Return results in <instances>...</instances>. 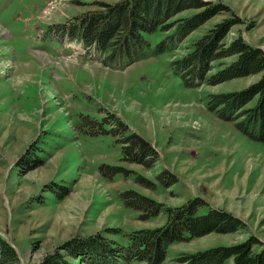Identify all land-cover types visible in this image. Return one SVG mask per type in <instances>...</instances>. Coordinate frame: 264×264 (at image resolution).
<instances>
[{
    "label": "rangeland",
    "instance_id": "374dc122",
    "mask_svg": "<svg viewBox=\"0 0 264 264\" xmlns=\"http://www.w3.org/2000/svg\"><path fill=\"white\" fill-rule=\"evenodd\" d=\"M120 1L0 0V234L17 252L13 264H41L54 252L70 264H92L72 257L63 244L102 235L99 239L115 247L126 245L131 232L165 225L168 209L192 198L200 199V213L223 210L238 217L242 227L175 242L161 264H182L187 253L245 241L264 250V143L207 106L210 94L243 89L261 74L187 87L171 64L226 19L237 22L223 42L242 36L264 49V0H213L230 9L188 33L174 50L123 68L85 56L82 43L52 32L58 23L104 10L101 2ZM201 10L185 9L169 22ZM174 31L145 36L155 46ZM235 59L234 54L211 62L206 79ZM110 113L158 151L152 166L123 159V144L112 132L90 134L82 126L83 115L103 122ZM104 129H111L106 121ZM35 161L41 164L27 170ZM103 165L125 171L108 177ZM170 175L176 180L171 184ZM139 176L153 185H143ZM128 189L166 210L142 219L121 198ZM90 254L93 261L101 256ZM116 264L145 262L121 257Z\"/></svg>",
    "mask_w": 264,
    "mask_h": 264
},
{
    "label": "trees",
    "instance_id": "16d2710c",
    "mask_svg": "<svg viewBox=\"0 0 264 264\" xmlns=\"http://www.w3.org/2000/svg\"><path fill=\"white\" fill-rule=\"evenodd\" d=\"M101 3L106 7L104 10L84 12L74 19L51 26L52 32L60 38L67 37L70 42L82 43L87 50L85 56L115 68H123L174 50L188 33L214 15L230 9L228 4L213 0H122L113 4ZM189 8L202 10L181 21L169 22L175 14ZM236 22L226 19L218 23L194 43L191 52L171 64L187 87H198L206 81L214 85L236 77L261 74L257 81L243 89L210 94L207 106L220 118L236 122V126L253 140L264 143V49L249 43L242 36L230 43L223 42L227 31ZM173 27L175 31L155 46L145 36V33L165 32ZM234 54L236 59L233 62L206 79L211 62ZM252 102L254 104L251 105ZM104 121L111 125L110 130L104 129ZM104 121L100 122L87 114L82 117V126L90 134L110 131L118 136L123 144V159L129 162L152 166L158 160V151L152 144L141 134L129 131L128 125L115 113H110ZM40 164L35 161L27 165V170ZM102 167L103 174L108 177L125 171L121 166ZM169 178L172 179L169 184L176 181L172 175ZM138 179L143 185H153L147 178L139 176ZM66 194L67 189H64L58 197L63 199ZM120 195L127 207L141 212L144 220L166 210L164 205L135 189L125 190ZM201 205L199 198H192L179 207L168 209L170 215L165 225L134 230L129 234L128 243L120 247L99 239L102 235H89L73 243L67 242L62 248L67 249L72 257L88 258L87 262L92 264H116L121 257L126 260L137 259L145 264H161L169 247L175 242L190 241L213 231L231 232L242 227L238 217L223 210L213 208L207 213H200ZM92 251L101 255L97 261L91 259ZM63 256L60 252L51 253L41 264H70ZM229 260L231 264H264V250L256 251L253 242L245 241L187 253L180 262L228 264ZM0 261L4 264L17 261L15 248L1 234Z\"/></svg>",
    "mask_w": 264,
    "mask_h": 264
}]
</instances>
